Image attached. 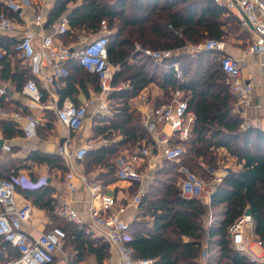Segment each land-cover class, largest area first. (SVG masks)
Segmentation results:
<instances>
[{"label": "trees", "instance_id": "16d2710c", "mask_svg": "<svg viewBox=\"0 0 264 264\" xmlns=\"http://www.w3.org/2000/svg\"><path fill=\"white\" fill-rule=\"evenodd\" d=\"M70 2L76 5L68 15L69 31L98 32L101 22L106 21L110 30L109 59L117 67L113 84L122 86L109 93L108 98L113 102L111 109L117 111L103 124L101 131L107 136H113L118 131L123 138L89 149L83 158H87L88 170L93 165L107 166L113 179L117 166L111 162V158L117 156L119 150L128 148L133 153L151 142L152 136L144 126L141 115L130 103L150 83L164 89L166 100L172 89L182 88L196 114L190 137L178 141L188 146V157L182 162L185 165L165 159L170 166L158 171L168 177L156 178L157 183L151 185V190L147 191L139 205L140 214L129 222L127 244L132 247L134 257L153 259L152 264H201L205 230L203 217L207 213V206L199 198L181 196L179 178L185 172L179 171V167L183 165V168L195 174L192 170L201 168L199 162L215 170L224 165L227 157H232L234 163L240 166L227 169L212 193L211 204L223 205V217L218 225L208 228L209 238L212 243L218 244L219 250L218 258L210 255L206 264H264L238 250L229 235V227L247 212L253 219L254 234L264 246V130L250 124L242 128L243 118L235 111L234 98L222 70V52L203 50L192 55L181 49L158 63L135 50L136 44L151 49H179L207 39L227 41L244 36L248 39V43L243 44L246 47L252 40L250 32L240 26L234 14L214 0H57L49 20L66 12ZM7 11L0 0V13L8 14ZM11 44L0 36V46L7 49L0 59L1 77L17 81L16 88L21 90L23 83L33 77L29 78L28 69L20 66L19 60L12 64L9 57ZM131 58H137V62H129ZM73 61L75 75L67 77L63 97L72 95L76 90L74 80L84 84L85 79L91 76L92 82H98L97 88L100 87L95 74L87 71L78 59ZM174 62H178L184 72L183 81L174 73L171 66ZM4 105L2 96L0 106ZM0 128L6 138L22 134L13 120L1 119ZM37 159L65 171L61 164L63 161L56 155H38ZM171 166L176 169L172 171ZM18 175L12 160L0 166V178L14 180ZM32 180L37 179L32 176ZM16 190L22 192L33 205L45 209L52 219L58 217L51 186L23 189L16 184ZM57 226L63 227L67 233L64 245L70 240L69 245L75 249L73 261H83L88 255H93L95 264H104V260L110 256V245L106 240L93 238L68 221ZM184 236L191 240L185 241ZM0 242L8 252V258L3 260L18 255L10 243Z\"/></svg>", "mask_w": 264, "mask_h": 264}, {"label": "built area", "instance_id": "2783aa9c", "mask_svg": "<svg viewBox=\"0 0 264 264\" xmlns=\"http://www.w3.org/2000/svg\"><path fill=\"white\" fill-rule=\"evenodd\" d=\"M219 5L234 14L240 26L248 30L252 37L251 42L244 48L241 56L225 52V42L217 39L185 45L179 49H151L143 48L136 44V51L144 56L162 63L175 52L184 49L192 55L203 50H217L222 52L220 61L224 71L230 92L239 115L243 118L242 128L249 125L248 111L254 101V84L243 78V70L249 65V57L254 54L264 53V0H214ZM28 0L7 1V6L14 11H19L28 5ZM41 14L36 16L35 25L42 23ZM100 34L87 41L80 48L63 43L53 34L43 35L38 43L35 42L37 31L28 26L21 32L19 24L8 14L0 13V33L19 32L20 37L15 44L16 52L31 66L32 73L41 77L47 86L56 87L59 78L66 75L65 65L71 59H78L80 64L99 79L100 94L102 100L99 109H107V95L121 89L122 86L113 84L114 70L117 68L109 59L108 34L110 30L106 21L101 22ZM69 29L68 21H64L58 28L60 33H66ZM131 63L135 58H131ZM171 66L176 77L183 81L184 72L178 62ZM6 89L0 87V94ZM23 93L33 103L41 102L45 93L36 78L28 79L23 86ZM142 102L149 101L148 94H140ZM93 104H76L71 100H65L55 107L58 121L70 131L81 129L88 116V107ZM22 114L17 111H7L0 108V118L14 119L18 121ZM152 117V119H151ZM26 124L23 126L25 136L31 137L37 133L41 123L38 115L26 116ZM196 114L190 107L188 98L182 88L172 89L169 99L161 98L143 121L144 126L152 136L149 145L138 148L128 156L119 157L118 177L131 184H137L136 192L126 203L118 201L117 197L107 194L99 183L89 185L91 204L90 221L87 222L82 213L75 207L72 201H65L59 208L58 214L66 221L84 229L87 234H95L103 237L113 253L118 257V264H152L153 259H137L134 257L132 247L127 244L129 238V221L124 213L131 206L139 207L145 197L148 187L147 179L148 163L151 162L153 151L166 160L178 161L185 153V148L179 144V140L188 139L191 135ZM92 146L88 143L80 146L74 153L77 159H83ZM2 149L10 150V145L5 142ZM60 152H67L65 145L60 147ZM150 157V158H149ZM186 177L180 182L181 196L184 198H199L204 203H211L215 186L222 180V176L216 175L214 182L207 184L202 178L190 171L183 169ZM86 181V178L83 177ZM72 191L77 189L73 183L69 184ZM34 211L33 204L28 200L19 201L16 196V184L12 179L0 178V240L10 243L18 255L14 258L1 260L0 264H50L55 261L57 253L62 250L67 239V233L61 226H51L43 230L36 238H32L25 225L31 220ZM86 223L87 227H86ZM253 223L251 215L244 214L229 227V235L233 245L240 251H247V245L251 238L248 224ZM260 243V241H259ZM261 244V243H260ZM1 253V250H0ZM208 257V252H204ZM113 255H111L112 260Z\"/></svg>", "mask_w": 264, "mask_h": 264}, {"label": "crops", "instance_id": "0c3cea01", "mask_svg": "<svg viewBox=\"0 0 264 264\" xmlns=\"http://www.w3.org/2000/svg\"><path fill=\"white\" fill-rule=\"evenodd\" d=\"M1 1H3L5 4V7L8 10L7 13L19 24V32L23 31L25 27L28 26H32L37 31L35 38L36 43L40 41L43 35L53 34L56 39L78 49L86 42L85 40L87 38H85V36H87L88 33L92 32L94 33V36H97L102 30L101 26L98 32L94 30L85 31L80 29H71L69 31L71 25L68 20V15L76 5L73 2L68 4V9L66 12L51 21L49 20V16L57 0H28L29 4L25 5L24 8L19 11H14L7 6V1L9 0ZM38 14L42 15L43 20L40 25H35L33 22L35 21ZM65 20L69 23V29L66 33H60L58 28ZM19 32L0 33V36L8 39L9 42L12 43L10 45L11 52L9 53L12 64H15V61L19 60L20 66L26 67L28 69L29 78L33 77L37 79L45 95L40 103L34 102L32 105L30 98L23 93V86L26 81L23 83L21 90H18L16 88L17 81H13L10 78H2V65L0 61V87H4L6 89L4 94H0V97H4L5 103V105L0 106V108H4L7 111H17L22 114L18 121L9 119L13 120L17 128L22 131L21 135L17 134L11 138H6L0 128V139H4V142L10 145V150H4L2 149V146H0V166L6 164L9 161L11 162L12 160L19 173L18 177L14 179L15 184L20 185L23 189H32L41 185L51 186L54 189L52 196L55 198V212L57 214L60 206L65 201H72L75 207L85 217L86 221L89 222V210L92 206L89 185L92 183L101 184L107 194L114 195L121 203H126L130 198H132L137 189V184H131L130 182L122 180L118 177L119 157L130 155L131 153L129 152L128 148H122L119 150L120 152L117 156L111 158V162L117 166V171L114 173L113 179H111L113 175L109 173V168L107 166L93 165V167L88 170L86 168L87 158L77 159L74 155L75 151L86 143L92 146L90 149H93L112 144L113 142L123 138L118 131L116 133L114 132L113 136H107L104 131H101L103 124L108 122V120L114 116L117 110H114V108H109L110 106L104 110L98 108L102 100V96L100 94V87L97 88L98 82H92L91 76H89V78L86 77L87 79H85L84 84H80L78 80H74L76 90L72 93V95L63 97V88L66 87L67 77L75 75L73 66L74 59H71L66 63V75L58 79L57 86H47L41 77L32 73L30 64L16 52L15 44L20 37ZM223 41L225 42V52L236 56H241L243 54V50L245 48L243 43L235 44L232 39ZM6 53L7 49L0 46V59ZM248 60L249 65L243 70V78L251 81L254 84V101L253 105L248 111V122L250 125L264 130V53L254 54L250 56ZM136 62L137 58H135V62L133 63ZM142 92H146L148 94L149 101L147 103L142 102L140 99V94ZM108 96L109 94L107 95L106 101L109 105L110 100ZM164 96V89L158 84L152 82L146 86L137 96L132 98L130 103L133 108L139 112L142 121H144L149 112L153 110V108L161 101V98H164ZM65 100H71L77 104H89V101L93 100V104L88 107L87 119L83 127L78 131H70L57 119L55 107L57 105H61ZM235 111H237L236 104ZM29 114L38 115L41 119V123L37 128V133L31 137L25 136L23 131V126L27 122L26 116ZM1 119L5 118H0V120ZM62 145H65L67 152H60V147ZM38 155H56L60 157L63 161L61 164L64 165L65 171H63L62 168L49 165L47 162H39L37 159ZM160 159L165 160V158L158 155L156 151H153V154L151 155V162L148 163V166H151L148 167L149 177L154 171H158L161 168ZM230 159L232 160L233 158L227 157L226 161H229ZM227 163L218 170L216 173L217 175L223 176L227 169H237L240 166V164H236L235 167H233ZM32 176L36 177L37 180L33 181ZM83 177L86 178V181L83 180ZM70 183L76 185L77 189L75 191H72L69 188ZM16 196L19 201H30L25 195H23L22 192L17 190ZM204 204L207 206V213L203 217V226L205 230L202 237L204 251L200 260L201 264H206L210 255H214L215 259L218 258L217 255L219 247L218 244L211 242L208 228L210 226L218 225L219 221L223 217V205L213 206L211 203ZM33 206L34 211L32 218L25 225V229L32 238H36L43 230L50 228L54 224V219L48 215L45 209L39 208L36 205ZM139 208L140 207L134 206L129 207L124 213L125 219L131 222L140 214ZM216 208L219 210L218 216H220V218L216 220V215H211L213 217L210 218L205 224V219L207 217H211L210 213L213 214ZM58 216L60 215L58 214ZM146 217L151 220L149 216ZM87 224L88 223H86V227ZM253 228L254 223H252V225L249 223L248 231L249 234H251V238L247 245L248 250L245 251V253H247L252 259L264 263V246L259 243V240L254 234ZM96 233L97 231L95 230V234L89 235H91L93 238L103 239V237L97 235ZM183 238L185 241L191 240V238L187 236H184ZM66 244L63 245L62 250L57 253L56 258L58 257L59 253L64 255V259H62L59 264H86L85 260L79 262L73 261L75 249L68 244L67 247ZM0 250V259H4L5 257L8 258V252L1 242ZM205 251L208 252V257L204 256ZM111 255H113L112 260ZM87 257L95 264V257L93 255H88ZM104 264H118V257L116 253L112 252L111 248L110 256L104 260Z\"/></svg>", "mask_w": 264, "mask_h": 264}, {"label": "rangeland", "instance_id": "374dc122", "mask_svg": "<svg viewBox=\"0 0 264 264\" xmlns=\"http://www.w3.org/2000/svg\"><path fill=\"white\" fill-rule=\"evenodd\" d=\"M107 24V23H106ZM92 36H94V33H92V32H90V33H88V35L87 36H85V38H87L85 41L87 42V41H90L92 38H94V37H92ZM235 39V38H234ZM236 40V39H235ZM233 40L232 39V41L235 43V44H239V43H243L244 45L245 44H247L248 43V39H246L245 38V36L243 37V38H240V39H238V40ZM113 102H112V100L110 101V103H109V105L108 106H110L109 108H112L113 107V104H112ZM112 106V107H111ZM184 148H185V154L180 158V160H178L177 162H179V163H182L183 162V160L184 159H186L187 157H188V146H185L184 145ZM222 155V154H221ZM220 156V155H219ZM220 157H222V156H220ZM161 160V163H160V171H164V170H166L167 169V167H169L170 166V162H167L166 160H164V159H160ZM228 162V163H227ZM223 163V162H222ZM229 164V165H231V166H233V167H235V163H234V160L232 159H230L229 161H226V162H224V164ZM183 165H185L184 163H182ZM183 165H181L180 167H179V171H183V169H185V168H183ZM187 166V165H186ZM199 166L201 167V168H195L194 170H192V172H194L195 173V175L196 176H198V177H200V178H202L207 184H211V183H213L214 182V178H215V176L217 175L216 173L218 172V170L220 169V168H218L217 167V169H212L211 167H209L207 164H205V163H203V162H199ZM14 167H15V165H14ZM178 168V167H177ZM171 169H172V171H174L175 169H176V167L175 166H171ZM191 171V170H190ZM168 175H170V174H168ZM185 176H186V173H184L183 174V177L182 178H179V182H181L184 178H185ZM168 176L167 175H165V174H163V173H160L159 171H154L153 173H152V175L147 179V187H148V190H151V185L152 184H156L157 182H156V178H161V179H166ZM219 210L216 208L215 210H214V212H213V214L212 213H210V216L211 215H213V216H215L216 215V220L217 219H219L220 218V216H218V214H219V212H218ZM213 216H211V217H207L205 220H206V222H205V224L209 221V219L210 218H212ZM215 219V218H214ZM216 220H214V221H216ZM53 223L54 224H56V225H63L64 223H65V219L64 218H61L60 216H58L56 219H54V221H53ZM71 241L70 240H68L67 241V244L69 245V243H70ZM67 244H66V246H67ZM68 247V246H67ZM66 248V247H65ZM66 250V249H65ZM64 250V251H65ZM216 250V249H215ZM62 259H64V255L62 254V253H59V255H58V257L56 258V261L54 262V263H52V264H59V262L62 260ZM67 260H68V258H67ZM85 263L86 264H94V262H92L91 261V259H89L88 257L85 259Z\"/></svg>", "mask_w": 264, "mask_h": 264}, {"label": "water", "instance_id": "95a60500", "mask_svg": "<svg viewBox=\"0 0 264 264\" xmlns=\"http://www.w3.org/2000/svg\"><path fill=\"white\" fill-rule=\"evenodd\" d=\"M3 143H4V139H0V146H2L3 145ZM246 215H248V213L246 212L245 213Z\"/></svg>", "mask_w": 264, "mask_h": 264}]
</instances>
